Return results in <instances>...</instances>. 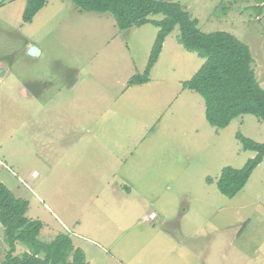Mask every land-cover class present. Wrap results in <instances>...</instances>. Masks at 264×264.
<instances>
[{"label":"rangeland","instance_id":"rangeland-1","mask_svg":"<svg viewBox=\"0 0 264 264\" xmlns=\"http://www.w3.org/2000/svg\"><path fill=\"white\" fill-rule=\"evenodd\" d=\"M169 1L201 32L246 44L264 89V10L254 0ZM25 5L0 0V180L28 202L39 238L68 235L90 264H264V159L234 198L216 186L224 168L255 157L237 135L264 143V124L252 115L208 124L204 99L182 88L205 59L178 43L179 29L149 81L129 85L158 28L120 31L111 14L80 13L71 0H47L24 23ZM0 235L1 263V224Z\"/></svg>","mask_w":264,"mask_h":264},{"label":"trees","instance_id":"trees-1","mask_svg":"<svg viewBox=\"0 0 264 264\" xmlns=\"http://www.w3.org/2000/svg\"><path fill=\"white\" fill-rule=\"evenodd\" d=\"M47 0H26L22 21L30 23ZM80 13L111 14L120 31L151 24L158 28L148 63L142 75L133 76L129 85L149 81V73L158 60L165 38L179 29L178 43L188 52L205 59L203 65L183 90L200 95L205 101L208 124L222 130L242 115L255 116L264 124V89L257 81L249 47L227 32L203 33L189 13L169 0H71ZM260 12L264 0H254ZM162 15L161 20L150 17ZM243 150L252 151L241 169L226 167L216 183L218 191L232 199L247 183L254 169L264 159V143L237 135ZM28 202L17 198L0 181V224L6 245L0 264H87L84 253L75 248L70 237L58 234L46 242L39 238L42 223L26 217ZM157 217V216H156ZM17 245L24 248L16 254Z\"/></svg>","mask_w":264,"mask_h":264},{"label":"crops","instance_id":"crops-1","mask_svg":"<svg viewBox=\"0 0 264 264\" xmlns=\"http://www.w3.org/2000/svg\"><path fill=\"white\" fill-rule=\"evenodd\" d=\"M1 181V180H0ZM2 182V181H1ZM144 220H145V218H144ZM0 238H2L1 237V235H0ZM18 246V245H17ZM79 249V248H78ZM148 252H149V256H150V261L151 262H153V263H155V262H157V261H161L162 260V258H163V254H162V252L160 251V250H148ZM16 253H17V251H16ZM84 253V252H83ZM85 255V254H84ZM158 259V260H157ZM87 264H90L88 261H87ZM167 264H177V261L174 259L173 261H170L169 263H167ZM181 264H183V263H181Z\"/></svg>","mask_w":264,"mask_h":264},{"label":"water","instance_id":"water-1","mask_svg":"<svg viewBox=\"0 0 264 264\" xmlns=\"http://www.w3.org/2000/svg\"><path fill=\"white\" fill-rule=\"evenodd\" d=\"M29 55L30 56H36L37 54H38V51H37V49L36 48H34V47H31L30 49H29Z\"/></svg>","mask_w":264,"mask_h":264},{"label":"built area","instance_id":"built-area-1","mask_svg":"<svg viewBox=\"0 0 264 264\" xmlns=\"http://www.w3.org/2000/svg\"><path fill=\"white\" fill-rule=\"evenodd\" d=\"M156 218V215L154 213L149 214L147 217H145V220H154Z\"/></svg>","mask_w":264,"mask_h":264}]
</instances>
